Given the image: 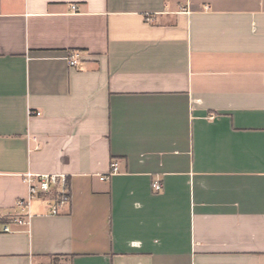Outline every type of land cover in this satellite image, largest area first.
Wrapping results in <instances>:
<instances>
[{"label": "crops", "instance_id": "obj_1", "mask_svg": "<svg viewBox=\"0 0 264 264\" xmlns=\"http://www.w3.org/2000/svg\"><path fill=\"white\" fill-rule=\"evenodd\" d=\"M0 264H264V0H0Z\"/></svg>", "mask_w": 264, "mask_h": 264}, {"label": "built area", "instance_id": "obj_2", "mask_svg": "<svg viewBox=\"0 0 264 264\" xmlns=\"http://www.w3.org/2000/svg\"><path fill=\"white\" fill-rule=\"evenodd\" d=\"M77 60V55L74 54L68 58L69 66H74ZM38 115V113H35ZM116 165H112V172H116ZM21 180L26 186L27 195L26 198L20 199L17 202V207L21 214L12 219V223L17 226L26 227L31 220L30 203L39 197H56V204L50 209V213L55 215L60 205L68 202L69 194L67 187V180L64 176H38L30 173L22 175ZM104 180V178H101ZM153 189L157 192L160 190L159 184H153ZM3 233H11V229L8 224L3 225Z\"/></svg>", "mask_w": 264, "mask_h": 264}]
</instances>
